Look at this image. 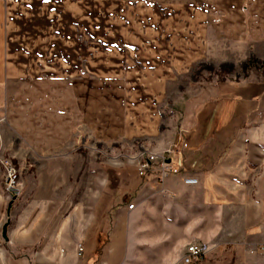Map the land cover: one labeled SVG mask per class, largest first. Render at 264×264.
I'll list each match as a JSON object with an SVG mask.
<instances>
[{"label":"crops","instance_id":"0c3cea01","mask_svg":"<svg viewBox=\"0 0 264 264\" xmlns=\"http://www.w3.org/2000/svg\"><path fill=\"white\" fill-rule=\"evenodd\" d=\"M6 1L0 160L21 153L23 165L32 154L39 168L64 170L91 139L146 140L149 153H174L162 183L157 162L138 176L142 151L129 167H102L85 204L76 203L67 171L45 170L9 201L0 164V264H183L189 245L208 248L200 264H264L262 71L195 90L190 81L167 100L193 65L221 55L223 43L237 61L264 60V0H67L107 3L118 26L103 36L100 71L87 65L88 74L68 82L15 65L5 48Z\"/></svg>","mask_w":264,"mask_h":264},{"label":"rangeland","instance_id":"374dc122","mask_svg":"<svg viewBox=\"0 0 264 264\" xmlns=\"http://www.w3.org/2000/svg\"><path fill=\"white\" fill-rule=\"evenodd\" d=\"M109 10L111 9L107 8V3L102 1L84 3L67 0H7L3 25L7 34L5 48L10 55L13 54L15 65L21 68L30 66L35 71L32 74L37 76L59 77L68 82L73 78L88 74L87 65H95L92 67L95 70L90 71H100L103 45L105 48L107 46V42L103 41V36L109 29L110 32H116L118 29L115 24L116 16L113 14L117 12V9L108 13ZM138 28L141 31V26ZM233 52L238 51L229 44L223 43L221 55L215 53L216 56H214L211 53L207 59L193 65L189 74L180 79V89L169 90L167 100L176 98L177 92H182L186 83L190 81L194 84L192 88L194 87L193 90H195L202 83L213 79L223 81L225 78H233L236 80L264 68V60L250 55L243 61H237L236 57L231 55ZM92 53L96 54L94 58L88 56ZM251 57L256 59L255 68L253 70L249 67L244 69V65ZM89 74L92 75V72ZM149 144L152 142L149 143L146 140L122 142L113 140L102 144L91 139L82 144V146H87L86 148H80L72 154L76 155L74 163L76 166L72 165L71 168L64 170L54 167L47 170L39 168L35 155L31 153L30 163L23 165L20 161L21 153L17 157L19 159L3 158L0 164L3 169L4 192L7 199L12 201L22 196L23 182L26 179L43 176L44 170L46 176H60L61 172L67 171L76 189L78 197L76 203L85 204V199L89 200L91 194L95 195L99 181L104 176L102 167L109 166L113 171L121 170L123 166L129 167L127 165L134 163L139 151L147 157L149 155L161 156V153H149L147 148ZM163 155L166 156L165 152ZM5 161L10 162L18 174L20 190L18 196L6 191L3 166ZM165 161L167 163V158ZM112 173L106 174L111 176ZM90 187L94 192L89 191ZM69 212L66 209V215ZM76 226L78 225H76L75 218L71 217L70 228L74 230ZM77 234L72 231L70 238L74 240ZM206 252L208 253V248Z\"/></svg>","mask_w":264,"mask_h":264},{"label":"built area","instance_id":"2783aa9c","mask_svg":"<svg viewBox=\"0 0 264 264\" xmlns=\"http://www.w3.org/2000/svg\"><path fill=\"white\" fill-rule=\"evenodd\" d=\"M172 150L165 151L166 156L161 154V156L157 157L154 155H149L146 159L140 161L137 165V174L140 177H144L146 173L150 170V164L152 162L158 163V182L162 183V181L168 176L171 172V168H169V164L166 163V158L169 155H173ZM5 170V187L6 191L9 194H13L18 196L20 194V190L18 188V174L12 164L8 161H5L4 164ZM184 183L188 185H193L196 183L194 179H184ZM128 209H132L133 205L129 204ZM81 249L79 248V252ZM207 248L203 245H189L186 248V252L184 256L181 258L183 264H200L202 259L207 254Z\"/></svg>","mask_w":264,"mask_h":264},{"label":"trees","instance_id":"16d2710c","mask_svg":"<svg viewBox=\"0 0 264 264\" xmlns=\"http://www.w3.org/2000/svg\"><path fill=\"white\" fill-rule=\"evenodd\" d=\"M256 63H257L256 59L251 57V58H249V60L244 65V69H247L249 67L250 69L253 70L255 68ZM260 71H262V74L264 75V68H261Z\"/></svg>","mask_w":264,"mask_h":264}]
</instances>
